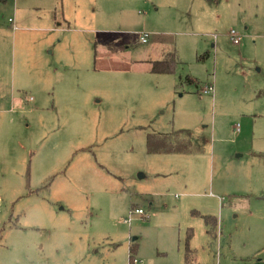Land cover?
Returning a JSON list of instances; mask_svg holds the SVG:
<instances>
[{
  "label": "rangeland",
  "instance_id": "1",
  "mask_svg": "<svg viewBox=\"0 0 264 264\" xmlns=\"http://www.w3.org/2000/svg\"><path fill=\"white\" fill-rule=\"evenodd\" d=\"M182 129L192 151H148ZM133 243V264H264V0H0V264Z\"/></svg>",
  "mask_w": 264,
  "mask_h": 264
},
{
  "label": "trees",
  "instance_id": "2",
  "mask_svg": "<svg viewBox=\"0 0 264 264\" xmlns=\"http://www.w3.org/2000/svg\"><path fill=\"white\" fill-rule=\"evenodd\" d=\"M150 70L152 72H159V73H172L176 70L177 66L179 65L180 57L178 55L177 50L174 48L172 50L166 51L163 56L159 59H150ZM187 81H194L191 76L186 77ZM186 133L187 135L191 136L192 133L188 129L182 130H173L172 132H148L147 133V147L149 152H159V151H188L191 149V145L188 143L183 144L179 139L175 140L174 136L179 133ZM137 207L132 206V209ZM200 215L204 218L205 224L207 226V233L213 238L216 234V229L218 226V218L211 214H201ZM193 229L188 228L187 230V250H186V261L189 260L191 256L192 248L188 245V241L193 236ZM137 243H133L130 250V264H133L134 259L137 253Z\"/></svg>",
  "mask_w": 264,
  "mask_h": 264
},
{
  "label": "built area",
  "instance_id": "3",
  "mask_svg": "<svg viewBox=\"0 0 264 264\" xmlns=\"http://www.w3.org/2000/svg\"><path fill=\"white\" fill-rule=\"evenodd\" d=\"M148 33L145 32L142 36H141V39L143 41H146L147 38H148ZM229 35L231 37V39L235 42V43H239L241 41V38H242V35L234 28H231L230 32H229ZM200 93L201 94H213L214 93V84L213 82H209L207 84H205L204 86H202L200 88ZM235 130L238 132L240 130V124L237 123L236 124V128ZM134 212L135 213H139V214H146V211L144 208H141V207H137L134 209ZM131 218L129 217L128 220H130ZM127 220V219H126ZM138 261V258H135L134 259V262ZM37 264H44V263H37Z\"/></svg>",
  "mask_w": 264,
  "mask_h": 264
},
{
  "label": "crops",
  "instance_id": "4",
  "mask_svg": "<svg viewBox=\"0 0 264 264\" xmlns=\"http://www.w3.org/2000/svg\"><path fill=\"white\" fill-rule=\"evenodd\" d=\"M170 8H172V6H170ZM145 33V32H144ZM143 33V34H144ZM148 33V32H147ZM142 34V35H143ZM149 34V33H148ZM141 35V36H142ZM141 36H140V38H141ZM149 36H150V34L148 35V38H149ZM148 38H147V40L146 41H143L142 39H141V41H143V42H147L148 41ZM242 39V38H241ZM173 47V46H172ZM175 47H173L172 49H174ZM172 49H167V50H165L164 52H163V54L166 52V51H168V50H172ZM176 49V48H175ZM187 76H191V75H189V74H187ZM186 76V77H187ZM194 80H195V78L193 77V76H191ZM199 93H200V89H199ZM201 94V93H200ZM213 95V94H212ZM20 101V100H19ZM189 130V129H188ZM192 133V132H191ZM193 150H195V151H199V150H201L199 147H197L196 149H193ZM188 151H192V150H188ZM141 208H144V207H141ZM207 227V226H206ZM206 232H207V228H206ZM193 235H194V233H193ZM136 239V238H135ZM135 239H133V240H135ZM264 259V258H263ZM37 264V263H36Z\"/></svg>",
  "mask_w": 264,
  "mask_h": 264
}]
</instances>
